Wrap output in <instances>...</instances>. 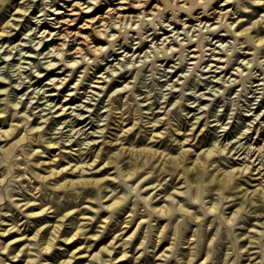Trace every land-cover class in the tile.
<instances>
[{"label":"rangeland","instance_id":"374dc122","mask_svg":"<svg viewBox=\"0 0 264 264\" xmlns=\"http://www.w3.org/2000/svg\"><path fill=\"white\" fill-rule=\"evenodd\" d=\"M236 1L241 3L235 10H240L229 18L230 24L234 20V15L240 13L248 25L264 13V7L253 3L252 0ZM10 2L11 0H5L3 4H0V28L5 26L8 31L6 36L0 40V108L3 109L0 118L5 119L1 120L0 129H10L11 124H18V128L21 127V130L18 132L16 130L17 134H11L7 138L5 136L0 137V150L12 145L16 139L25 133H27V137L18 142L9 155H7L9 150L6 153L0 151V198L3 201L2 212L0 211V219L3 222L0 224V228L10 227L11 224L15 223L21 227L18 233L6 235L0 233V264H25L24 259L29 258H36L32 264H58L67 257V249L65 248L69 246L60 239L54 243L55 245L52 246L53 249L49 253L41 251V247L35 244V247L29 249V253L28 250H25V253L23 251L19 257L15 258H12V254L15 255L29 239L25 238V240L12 244V249L6 250L5 246L13 237L33 236L39 227L57 222L63 213L73 209H81L79 218H74L77 213L72 212L66 223L72 221L70 225H73L77 220L79 223L87 222L84 225L86 227L85 238H80L78 241L81 245H90L83 254L100 252L101 247L108 245L115 235L125 238L134 233L133 238L128 242L130 246L127 250L130 251L127 258H129L121 264H204L203 260L206 256H209V263L206 264H226L224 254L227 252H230L232 256L227 264H249L251 260H247L248 255L242 256L240 252L241 244H247L248 238L243 240L237 238L238 234L244 233L245 235L251 234L260 237L262 246L258 245L251 251L255 250L257 251L255 255H259L255 259L260 261L257 264H264V226L255 224L264 221V212L256 217L254 208L251 210L244 209V211L236 213L234 223L229 224L225 219L240 206L239 202L243 199L242 195L246 189L249 190L248 193L256 188L264 190V164L261 162L264 161V146L262 150H257V147L264 144V68H261L264 65V44L258 43L256 40L246 42L247 38L243 39L240 36L236 37V35L224 39V36H217L218 31L213 34L212 30L207 29V27L200 31L199 27L196 26L195 30L186 28V30H190V35H193L192 43H195H190L186 47L191 51L188 57L190 58L193 54H200V51L192 50L195 47L199 48L197 44L200 41L203 44L206 43L207 48L204 46V49L207 54L202 61V68L191 63L197 60L195 57L186 59L181 63L180 53L174 56L172 61L163 59V53L155 51L151 47L152 44L161 47L162 41L167 37L168 40L165 42L167 45L172 40L171 45L180 47L173 41V35L176 34L177 30L180 38L187 40L189 36L183 26L167 33H164L165 29H159L163 20L165 19L166 25L168 23L167 17H171L173 11L176 12L177 10L176 6L169 3V0H165V13L148 16L144 19L145 21L138 20L135 22L136 24L134 23V26L138 23L137 30L130 31V34L135 36L142 35L144 32V36L147 35L148 39H153L154 31L159 33L152 42L146 41L149 46H146L145 49L149 47V51H152L151 54L145 55V51L148 49L143 50L140 56H138L140 51L133 56L130 55L133 52L129 51L127 56L125 53L117 54L112 50L101 57L103 61L100 67L95 64H91L87 68L86 65L81 67L74 80L76 82L77 77L80 78L79 75L82 74L83 87L75 92H80L76 95L78 98H82L83 95L85 97L75 103L76 108L63 113L59 109V104L50 108L58 102L63 91L57 96L53 95L54 92L59 91H55L54 85L50 83L49 78L52 76L50 75L52 72L51 69L46 68L47 61L52 57H47V40L44 39L42 44H39L38 35L40 33H36L42 27V23L47 20L46 13L49 12V7L56 0H16L15 4L19 3V6L26 9L25 14L24 11L18 13L17 10H12L15 4L10 6L8 5ZM64 2L65 0H60L59 3ZM117 2L118 0H113L112 3H103V10L99 13L104 15L106 10L115 7ZM222 2L216 0L218 9L223 7L221 6ZM88 3L86 2V4ZM58 6L59 4H56L53 8ZM229 6L233 8L234 3ZM180 13L184 14V18L188 17L186 12L181 11ZM53 16L57 15L54 14ZM195 22L196 20H192L188 21L187 24L190 25ZM16 24L20 25L17 26ZM140 25H144V27L139 28ZM175 25L176 22L172 26ZM112 32L119 33L117 29ZM221 32L223 34L227 31L222 30ZM259 35H264V30L260 31ZM122 38L124 43L126 38L123 35L120 36V39ZM136 40H140V38ZM17 45H19L17 48H13ZM117 47L119 46L117 45ZM213 49L216 51L215 53L218 52L216 55L218 57L234 59L229 68L234 65L236 68H230L228 73L226 72L227 69L218 75L214 71L205 72L208 68H204L206 65L204 61L214 57L211 55ZM159 50L161 51V48ZM211 61L213 64L228 65V62ZM237 67L242 71H239ZM129 68L130 71L126 72ZM65 69L64 67L63 70ZM83 69L86 70L81 71ZM98 70L100 72H96ZM176 70L177 73H175ZM68 72L72 73L70 70L66 71V73ZM94 73L97 75L104 73L107 75L105 79L108 81L106 83L97 82L99 77H94V81H91ZM61 76L64 77L65 73ZM67 78V81L71 83L70 87H72L75 84L73 80L71 81L72 75L70 74ZM99 80H104V78ZM90 83L92 85L106 84V86L101 91L97 87L89 86ZM38 88L41 91L37 93ZM43 91L46 92L43 94ZM65 92L68 93L69 91L66 90ZM54 97L55 99H53ZM62 99L64 101L63 97ZM154 118H162L159 126H151L150 120ZM80 120L82 122L79 124ZM85 130H87L86 133H82ZM153 132L160 134L153 137ZM69 133L72 136L68 135ZM52 138L59 143L55 146L48 145V140L50 141ZM138 139L143 141L139 142ZM250 143H253L254 148ZM215 145L226 146L227 148L222 153L215 152L212 155L214 161L208 169L203 168L198 172H195L196 169H194L190 170L189 173L211 179L210 184L217 186L219 180L214 179V173L217 178H221L224 170H238V174L232 183L238 185L233 191L239 190L240 192L237 199L235 198L225 204L226 207L221 206L223 196L215 193V190L208 191L207 186H202V194L199 199L191 202V196L188 193H192L193 190L189 187L188 181L184 182L186 178L177 177L172 183V181L167 180L169 176L162 178L163 175H160L159 179H162V182L169 181V193L177 187L188 191L184 196L174 194L173 201L181 204L183 208L189 211L177 208L178 213L173 218L165 216L159 219L157 213L151 210V204H156L155 201L161 196L158 195V198L156 197L153 202L146 204L145 200L150 192L143 189L142 191L131 192L132 187L137 184L139 179L127 180L123 175L125 169L139 162L145 163L147 166H154V170L159 169L162 165L161 160L164 159L165 161L170 157L179 156L185 151L191 156L186 165L192 166V159L204 155ZM146 147H151L152 152L157 150V153L151 157L145 155L137 157L132 153V151H140ZM119 149L126 150L125 153L117 156L118 160L122 159L120 167H113L114 163L105 164L104 161L99 164L102 158H98L94 164H89L94 162L93 160L97 158L98 154L111 156ZM229 150L230 153H228ZM248 152L249 155L244 158ZM157 157L159 160H156ZM83 163L87 169L80 171L77 166ZM246 163L251 165V169L242 172L244 165H247ZM217 164H220V170H214ZM180 167L183 168V163L180 164ZM253 167L257 168L253 170ZM62 168L64 169L61 172L48 176L50 170ZM150 169V167L144 169L140 178L147 175ZM17 170L22 174L21 177L17 176ZM210 171L213 173L210 174ZM158 172L159 170L156 171L155 175ZM39 175L47 177L43 179ZM114 175H116V181L113 187H116V195L123 198L116 207L102 208V205L108 204L109 201L98 199L101 191L108 189L103 187L105 182L100 181L99 186L94 182L83 184L79 181L85 178L106 179L108 176L113 177ZM181 185L182 187H180ZM202 185H204L203 182ZM94 194L98 198L91 201L90 198ZM253 194L251 193V195ZM254 197L259 199L257 193ZM13 200H21L20 202L30 200L35 202V205L26 210H21L14 204ZM211 201L217 202L218 207L215 211H208L207 206L211 204ZM69 202L71 205L67 206ZM257 204V208L261 206L264 208V201L258 200ZM48 205H53V207L47 214L37 216L27 214L31 211H40ZM53 208L63 209V212L57 216V211L50 212ZM84 215H89L90 218L84 220L82 219ZM197 216L202 219H197ZM142 219L147 221L143 227L137 228ZM212 219H214L213 222ZM211 222V226H208ZM247 228H252V231H248ZM99 230L104 231L101 237L93 238L92 236L101 234ZM258 230L262 233L256 232ZM142 241L145 242L141 247ZM118 245L116 251L114 250L112 253L114 257L122 254L121 251L124 247ZM139 254L142 255L137 258ZM105 256L110 257L111 255L105 254ZM190 257L195 259L191 263H187L186 261ZM15 259L20 260L14 261ZM78 262L81 264L88 263V259L80 257ZM112 264L118 263L113 261Z\"/></svg>","mask_w":264,"mask_h":264},{"label":"bare ground","instance_id":"6f19581e","mask_svg":"<svg viewBox=\"0 0 264 264\" xmlns=\"http://www.w3.org/2000/svg\"><path fill=\"white\" fill-rule=\"evenodd\" d=\"M15 1L16 0H11V2L8 5H10V6L14 5ZM104 1L107 4L110 2L111 3L113 2V0H99L98 4L93 5L91 3V1H88V0H65L64 3H59L60 0H56L55 3L52 2L53 4L48 9L49 12L46 13L45 17L47 18V20L44 21L42 23L43 24L42 27H40L36 31L37 34L40 33V35H38V37L40 38V40L38 41L39 44H42L44 39L47 40V43H46L47 44L46 48H48V50L46 51L47 57H52V58H49L48 61L46 60L47 61V67L46 68H49V70L51 69V72H52L50 74L52 76L49 78L51 81L50 83L54 85L53 88H55L54 89L55 91H57V90L59 91V92H54L53 95L57 96L60 94V92L63 91V95L59 98L58 102L53 104L50 108L55 107L56 105L59 104V109H61V111L63 113L67 112V111L69 112L70 109L76 108V106H74V105H76L75 103L78 100H82V98L85 97V95H83V97L81 96L82 98H78L76 95L79 94L80 92L79 91L75 92L76 90L81 89L83 87L82 82H84V80L81 79L82 74L79 75L80 78L77 77L78 80L76 82L74 80L75 76L78 74L77 72L80 71L81 67H84L86 65V68H87L91 64H95L96 66L100 67V65H102V61H103L101 59V57L108 54L112 50L115 51V53H117V54L125 53L126 55L129 53V51H132L133 53H130L131 56L137 54V52L140 51L138 53V56H140L141 52L143 50H146L149 48L148 47L145 49L146 46H149L146 41L152 42V40L155 37H158L159 33H157V31L153 32V33H155V36L152 37L153 39H148L149 37L147 35L144 36V32L142 35L140 34L138 36H135L133 34L131 35L130 31L137 30L136 26L138 25V23L136 26H134V23L138 22V20H144L148 16H152V15L156 16L159 13H165L166 12L165 11V8H166L165 0H118L115 7L108 8L106 10V13L104 15H102L99 13V11L103 10V5H104L103 3H105ZM220 1H223L221 3V6H223V7L218 9V7L216 6V0H212V2L210 4L207 3V0H204L203 3H201L200 0H169V3L173 6H176L177 10H176V12L173 11V15L171 17H167L168 23L166 25L164 23L165 19L163 20V23H161V27L159 29H165L164 33H167L168 31H174V29H178V28H180V26L181 27L183 26L185 32L189 36H188L187 40L182 39V37L180 38L179 34H177L179 32L177 30L176 34L173 35V39H174L173 41L175 43L179 44L180 47L179 46L176 47V46H174V44L171 45L170 44L172 41L171 39H170L171 41H169V44L167 45L165 43L166 40H168L167 37L164 38V40L162 41L163 45L161 47L158 46L157 44H152L151 47H153L155 49V51H157V52H160V53L162 52L163 53L162 56H164L163 59H168L169 61L174 60V56H176L178 53H180L179 58H181V63L184 62L186 59L189 60L192 57H195L197 60H195L194 62H191V63L193 65H197L199 68L200 67L202 68V66H203L202 61L205 59V55L207 54V53H205V49H204V46L206 45V43L203 44L201 41L199 43L197 42L198 43L197 45L199 46V48L195 47L192 50L200 51V54L199 55L193 54V55H191L190 58H188L191 54V51L186 46L189 45L190 43H192L194 39H193V35L192 34L190 35V33H189L190 30H186V28L194 29V28H196V26H198L199 30L202 31L205 27H207V29L212 30L213 34H215L214 32L218 31V33H216V34H218L217 36H224L225 37L224 39H226L228 36L232 35V37H233L234 35H236V37L240 36L243 39L247 38L246 42L248 40H250V41L256 40V41H258V43L264 44V35H262V36L259 35V32L264 30V13H262L259 18H257L254 22H252V24H249V25L247 24L248 22H245V19L243 18L242 13H240L239 15H234L235 16L234 20L230 24L229 18H231V16L233 14L238 13V11L240 9L238 11H236L235 8L241 2L236 1V0H220ZM86 2H89V3L86 4ZM233 3H234V6H233V8H231V6H229V5H231ZM18 4L19 3L15 4V6L13 7L12 10H17L16 12H18V13L19 12L22 13V11H24V14H25L26 9L23 6H19ZM56 4H59V6L56 8H53ZM256 4L264 7V3H256ZM181 11L186 12L188 17L184 18L183 17L184 14L180 13ZM54 14H56L57 16L54 17L53 16ZM86 15H88V18H86ZM149 19H151V17H149ZM192 20H196V22L188 25L187 24L188 21H192ZM40 22H41V20H40ZM153 22L155 23V21H153ZM174 22H176V25L172 26L174 24ZM22 24H23V22H22ZM16 25L18 26L20 24H16ZM144 25L143 26L140 25V27L139 26L138 27L141 28V26L144 27ZM235 25H236V28H234ZM38 26H40V25H38ZM75 28H77V30H75ZM221 28H223V29H221ZM0 29H1L0 36H2V37H0V40H2L6 36L8 31L5 28V26L1 27ZM114 29L115 30L117 29V31L119 33L112 32ZM211 30H210V32H211ZM222 30L223 31L225 30L227 32L231 31V32L230 33L226 32V33L222 34V32H221ZM202 33L204 34L205 32H202ZM122 35H123V37L126 38L124 43L122 42L123 38L120 39V36H122ZM138 38H140V40H136ZM206 39H207V37H206ZM209 39H210V37H209ZM212 40H214V39H212ZM118 41H119V43H118ZM240 42H242V41H240ZM208 43H209V41H208ZM192 44H195V43H192ZM117 45L119 47H117ZM215 45H216V43H215ZM18 46L19 45L14 46L13 48H17ZM227 47H229V46H227ZM160 48H161V51L159 50ZM127 49H129V50L126 52ZM154 49H153V51H154ZM206 50H208V49H206ZM145 52H144L145 55H147V54H151L152 51H149V49H148ZM215 52L216 51L213 49V52L211 55H214V57L212 59H207L204 61V62H206V65H204V68H208L205 72L214 71V72H217V75L222 73V72H225L227 69H228V71H226V72L227 73L230 72V68L235 67L234 62H233L234 66H231L229 68L231 61H233L234 59L232 60L231 57H229L228 59H223V57L216 56L218 52L217 53H215ZM160 56H161V54L159 55V58H160ZM130 60H132V59H130ZM211 60H219V61H222L224 63L228 62V65H225V64L218 65V63L213 64V62ZM263 60H261V61H263ZM129 63H131V62L129 61ZM245 65H246V62H245ZM263 66L264 65H262L261 68H264ZM64 67L66 68L65 70H63ZM214 67H216V68L213 70ZM130 68L126 72L130 71ZM250 68H253V67H250ZM116 69L118 70V68H116ZM237 69H238V67H237ZM67 70L72 71V73H70V72L66 73ZM85 70L83 69L81 71H85ZM238 70L242 71V69H240V68ZM262 71H263V69H262ZM96 72H100V70H98ZM234 72H232V74H234ZM243 72H241V73H243ZM64 73H65V76L62 77L61 75ZM175 73H177V70ZM70 74L72 75L71 81L73 80V82L75 83V84L73 83L74 85L72 87H70L71 83L67 81L68 80L67 77ZM94 74L95 75L92 76L91 81H94V79H93L94 77H99V79L104 78V80L98 79L97 82H100V83L101 82L106 83L108 81L107 79H105V78H107V75H104V73H101L98 75H97V73H94ZM236 74H237V72H236ZM244 76H245V74H244ZM218 78H220V77H218ZM86 79H87V77H86ZM214 79H213V81H214ZM243 80H244V78H243ZM218 81H219V79H218ZM125 82H126V80H125ZM89 86L97 87L98 89H101V91H102L105 88L106 84H103V85H101V84L100 85H97V84L94 85L93 84L92 85L90 83ZM66 90H68L69 92L64 93V91H66ZM40 91H41V89H39L37 91V93ZM90 91H93V90H90ZM45 92L46 91H43V94ZM95 94H98V93L95 92ZM35 97H36V95H35ZM62 97L64 98V101H63ZM53 99H55V97ZM84 101H86V100H84ZM2 112H3V109L0 108V114ZM63 113H61V114H63ZM1 120H5V119L0 118V123L2 122ZM98 120H100V119H98ZM160 121H162V118H157V119L154 118V119L150 120V122H152L151 126L152 127L153 126H159ZM81 122H82V120H80L78 123L80 124ZM78 123H77V125H78ZM18 126H19L18 124H11L10 129H0V137L5 136L7 138L11 134H14V133L17 134V132L21 130V127L18 128ZM93 126H91V127H93ZM72 129H74V128H72ZM16 130H17V132H16ZM86 131L87 130L83 131L82 133H86ZM98 131H99V129H98ZM159 132H156V133L153 132L154 133L153 137L156 135H159L160 134ZM68 135L72 136L70 133ZM26 137H27V133H25L22 137H19L18 139H16L12 143V145H9L5 149H1L0 150L1 153H6L9 150L7 152V155H9L13 151V149H15V145L18 144V142L23 141ZM153 137H151V138H153ZM141 140L138 139L139 142ZM58 143L59 142L54 141L53 138L50 141L48 140V145L55 146ZM250 144L253 146V143H250ZM263 146H264V144L261 145L260 147H257L258 149L257 148L256 149L262 150ZM221 147H222L221 145L220 146L215 145L214 147L210 148L208 150V152L205 153L204 155H201L195 159H192V161H191L193 163L192 166L186 165L187 160L190 159L191 156L187 151H185V152H182L179 156H176L173 158L170 157L169 159H166L165 161H164V159L161 160L162 165L159 169L154 170V166H151V165L147 166V165H145V163L139 162V163L134 164L133 166H130L128 169H125L123 171V175L125 176V179H127V180L139 179L137 181V184L135 186H133L132 188H136L138 191L139 190L142 191V189L145 191L148 190L150 192V195L148 197H146L147 198L146 200L148 201L147 203L153 202V200L156 197L158 198V195H159V197L161 196L159 199H157V201H155L156 204L153 205L150 203L152 205L151 210L154 213H157V216H159L158 217L159 219H162L165 216H168L169 218H173L175 216V214L178 213L177 208L184 209L187 212L189 211L188 209L183 208L181 204L180 205L178 203L171 204L173 202V197H174L173 195L174 194H177L179 196H182V195L184 196V194H187L188 191L181 190L179 187H177L169 193L168 192L169 186H170L169 181L162 182V179H159L160 175H163L162 178H166L169 176V179H167V180L172 181V183L174 182V179L177 177L186 178V180L184 182L188 181L189 187L192 188V190H193L192 193H188L191 196L190 197L191 202L199 199V197L202 194L201 187L207 186L208 191L211 192V191L215 190V193H218V194L223 196V204L221 206L226 207L225 204L228 201H231L235 198L237 199L238 193L240 192L239 190L233 191V189L237 188L238 185L235 183H232V181L234 180V178L238 174V170H236V171L235 170H224L222 172L223 176L221 178H217L216 174L214 173L213 174V176L215 177L214 179L219 180L217 186H212L210 184L211 179L202 178V176H200L199 174L191 175L189 173L190 170H194V169H196L195 172H198L200 169H203V168L208 169L209 166L212 165L213 161H214V159H212V155H214L215 152L222 153L227 148L226 146H224L222 148ZM253 148H254V146H253ZM125 151L126 150H124V149H119L117 152L113 153L111 156H108V155L103 156V154L100 153L97 155V158H95L93 160L94 162H91L89 164L90 165L94 164L98 160V158H102V160L99 162V164L104 161L105 164L114 163L113 167H120V165H121L120 163H121L122 159L118 160L117 156L123 152L125 153ZM152 151H153V149H151V147H146V148H142L140 151H132V153L135 154L137 157L139 155H145L146 157H151V156H154L155 153H157V150H155L154 152H152ZM80 152H82V151H80ZM230 152L231 151L229 150L228 153H230ZM250 152H251V150H250ZM239 154H241V153H239ZM248 155H249V152L244 156V158H247ZM156 160H159L158 157L156 158ZM261 162L264 164V161H261ZM181 163H183V168L180 167ZM168 164H170V165H168ZM246 164L247 165L246 166L244 165L243 170L241 169L242 172L251 169V165H248V163H246ZM73 166H72V168H73ZM148 167L151 168L150 171H148V174L140 178L142 171ZM77 168H79L80 171H85L87 169L85 167L84 163L81 165H78ZM256 168L257 167H253V170ZM63 169L64 168H62L60 170L52 169V170H50V173L48 176H53V175L61 172V170H63ZM215 169L220 170L221 169L220 164H217L216 167L214 168V170ZM157 170H159V172L155 175ZM242 172H240V173H242ZM211 173H213V171H210V174ZM17 176L21 177L22 174H20V172L18 171ZM39 176L42 177L43 179H45L47 177L45 175H43V176L39 175ZM146 176L148 177L147 179H145ZM156 179H158V181H155ZM222 180H223V182H221ZM79 181L82 182L83 184L94 182V183L98 184L99 186L101 184V183H99L100 181L105 182L103 187L108 188V189L102 190L100 195H99V198L96 194H94L90 198L91 201H94L97 198L100 201H102V200L103 201H109L108 204L102 205V208H109V207H114V206L116 207L122 202V199H123L122 196L116 195V191H117L116 187H113L114 182L116 181V175H114L113 177L108 176V178H106V179L105 178H102V179L85 178V179H81ZM202 182L204 185H202ZM64 184H66V183H64ZM60 186H62V185H60ZM109 186H112V187L110 188ZM180 187H182V185ZM151 190H155V191H151ZM247 191H249V190L246 189L242 195L243 199L239 202L240 206L238 208L234 209V211L232 210L233 213L231 216L225 218L227 221H231L236 216V213L238 211H240L241 209L251 210L252 208H254L253 211L255 212L256 217L260 216L264 212V208H262V206L260 208H257V205H258L257 201L258 200L264 201V190L261 188L260 189L256 188L255 190H252L250 193H248ZM251 193H254V194L251 195ZM256 193L259 195V199H255L254 195ZM13 201H14V204L16 206H18L21 210H26L28 207H32L33 205H35V202H32L30 200H27L24 202H20L21 200H16V201L13 200ZM210 203L211 204L209 206H207L208 211H215L216 207H218L217 202L211 201ZM2 204H3V201L0 202V211L1 212H2V208H1ZM69 205H71V202H69L67 204V206H69ZM249 205H251V206L249 207ZM52 207H53V205H48V206L42 208L40 211H31V212H28L27 214L29 216H37V215H41V214H47V212ZM52 211H57V216H59L63 212V209L60 210L59 208H53V210H51L50 212H52ZM72 212L77 213V215L74 218H79V214L81 213V209H76V210L73 209V210H70L68 212L63 213L57 222H53L52 224H50L48 226L43 225V226L39 227L37 229V231H35L33 236H31V237H28V236H26V237H24V236L13 237L10 241H8L6 243L7 244L5 246L6 250L9 248L12 249L11 248L12 244H15L21 240H25V238H26V239H29L28 242L20 248H19V246H17V248H19V250L16 254L14 253L15 251L13 252L15 255L12 254V258L19 257L23 251L25 253V250H28V253H29L30 252L29 249L30 248L32 249L33 247H35V244H38L41 247L40 248L41 251H44L45 253H49L53 249L52 246L55 245L54 243L60 239L63 243H65L69 246L67 248H65V249H67L66 250L67 251V257L62 259L58 264H75V263L81 264L80 262H78L80 257H86L88 259V263H83V264H112L113 261L117 262L118 264H121V262H125L126 260H128L129 257L127 258V256H129L128 252L130 251V250H127L128 247L130 246V245H128V242L130 241V239L133 238L134 233H132L131 235H129L125 238L123 236L119 237V235H115L108 245L101 247L100 252L84 253L83 254L84 251L88 250L90 245H81L78 241L80 238H85L84 235H85L86 227L84 225L87 224V222H80L79 223V221L77 220L76 223H74L73 225H70V223H72V221H70L69 223H66V221L70 219V217H68V216ZM2 214H5V213H2ZM194 216H196V215H194ZM89 218H90L89 215H84L82 217V219H84V220L89 219ZM197 219L201 220L202 218L197 216ZM213 220L214 219H212V222H213ZM146 221H147L146 219H142L138 223L137 228L143 227V225ZM2 222L3 221H1V219H0V224H2ZM212 222L209 223L208 226H211ZM255 224L259 225V226H264V225H262V224H264V221L256 222ZM67 225H70V226H67ZM0 229H2L0 232L1 235H6V234H10V233L20 232L21 227L15 223L13 225L11 224L10 227H4V228H0ZM247 230L252 231V228H250V229L247 228ZM99 231L101 234H96L95 236H92V237L93 238H100L104 231L103 230H99ZM256 232H259V234L262 233V231H260V230H258ZM47 234H49V235H47ZM104 236H105V234H104ZM73 237H75V238H73ZM237 238L238 239L242 238L241 240L248 238V243L247 244L246 243L241 244V246H240L241 255L242 256L245 254L248 255L247 260H251V262L249 264L259 263L260 262L259 260L258 261L255 260L259 256V255L258 256L255 255L257 251H255V250L251 251V249L258 247V245L262 246V243L259 239L260 237L259 236L256 237L255 235H251V234L245 235L244 233L243 234L241 233V234L237 235ZM32 240H34V241H32ZM144 242L145 241H142L140 246L143 245ZM117 244H119L118 246L124 247V248H123V251H121L122 254L120 253V256L116 255L114 257V255H112V253L116 249ZM39 246H37V247H39ZM4 251H5V249H4ZM10 253H12V252L10 251ZM80 253H82V254H80ZM105 254L111 255V256L106 257ZM141 255L142 254H139L137 256V258H139ZM224 255H225L224 258L226 260L225 263L227 264V263H229L232 256H231L230 252H227ZM194 259H195L194 257H190L186 262L191 263ZM16 260H20V259H15L14 261H16ZM24 260L26 262L25 264H32L36 261V258H29L27 260L26 259H24ZM203 263L204 264L209 263V256H206L204 258ZM126 264H128V263H126Z\"/></svg>","mask_w":264,"mask_h":264},{"label":"clouds","instance_id":"9594fccd","mask_svg":"<svg viewBox=\"0 0 264 264\" xmlns=\"http://www.w3.org/2000/svg\"><path fill=\"white\" fill-rule=\"evenodd\" d=\"M5 2V0H0V4H3ZM200 2L201 3H203L204 2V0H200ZM212 2V0H207V3L208 4H210ZM252 2L253 3H264V0H252ZM91 3L93 4V5H96V4H98L99 3V0H91ZM245 10H247V9H245ZM173 107H175V105H173ZM193 130H194V128H193ZM190 135V134H189ZM151 175V174H150ZM148 177L146 176L145 177V179H147ZM131 192H137V189L136 188H132L131 189ZM126 199V198H125ZM0 202H2V199H0ZM145 203L147 204V200L145 201ZM173 204H175V201H173ZM240 211H244V209H241ZM239 214V213H238ZM235 217L231 220V221H228V223L229 224H232V223H234V221H235ZM73 238H75V237H73Z\"/></svg>","mask_w":264,"mask_h":264}]
</instances>
